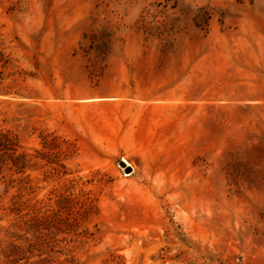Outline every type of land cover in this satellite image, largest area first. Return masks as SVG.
I'll return each mask as SVG.
<instances>
[{"label":"rangeland","instance_id":"374dc122","mask_svg":"<svg viewBox=\"0 0 264 264\" xmlns=\"http://www.w3.org/2000/svg\"><path fill=\"white\" fill-rule=\"evenodd\" d=\"M0 52V264H264V0H0Z\"/></svg>","mask_w":264,"mask_h":264},{"label":"trees","instance_id":"16d2710c","mask_svg":"<svg viewBox=\"0 0 264 264\" xmlns=\"http://www.w3.org/2000/svg\"><path fill=\"white\" fill-rule=\"evenodd\" d=\"M1 53V52H0ZM1 56V54H0ZM11 138L8 135H4V134H0V147L5 148V141L10 140ZM38 264V263H36ZM40 264H43V262H41Z\"/></svg>","mask_w":264,"mask_h":264},{"label":"water","instance_id":"95a60500","mask_svg":"<svg viewBox=\"0 0 264 264\" xmlns=\"http://www.w3.org/2000/svg\"><path fill=\"white\" fill-rule=\"evenodd\" d=\"M126 172H127V173H130V172H131V169H130V168H127V169H126Z\"/></svg>","mask_w":264,"mask_h":264}]
</instances>
